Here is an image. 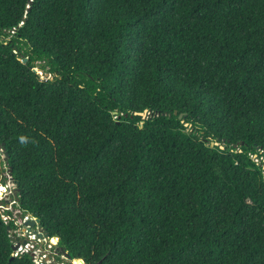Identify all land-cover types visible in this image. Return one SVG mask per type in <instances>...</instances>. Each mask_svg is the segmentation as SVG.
<instances>
[{"label": "trees", "instance_id": "trees-1", "mask_svg": "<svg viewBox=\"0 0 264 264\" xmlns=\"http://www.w3.org/2000/svg\"><path fill=\"white\" fill-rule=\"evenodd\" d=\"M0 142L70 260L264 264V0H0Z\"/></svg>", "mask_w": 264, "mask_h": 264}, {"label": "rangeland", "instance_id": "rangeland-1", "mask_svg": "<svg viewBox=\"0 0 264 264\" xmlns=\"http://www.w3.org/2000/svg\"><path fill=\"white\" fill-rule=\"evenodd\" d=\"M41 73H42L41 76H43L44 72H41ZM185 125L189 126L187 123ZM1 153H0V162H1L0 186L4 187L5 189L3 190L0 189V206H1L0 210L4 211V209H8L11 212L10 216L16 219L15 225L12 229H10V231L14 232V235H17L21 241L25 240V244L23 246L24 249L29 250L31 252L32 258L36 260L37 262L39 263L44 262L45 256H43V254H47V256H49L50 259L52 256H54V261H53L54 264H72V260L67 258L60 251H58L57 246H56L57 240L55 241L49 240V243L46 245V243L44 242H39L37 240H29L28 233L23 232L24 225L21 222H22V217H24L25 215L21 216L20 211L18 209V203L16 202L10 208L11 202L15 200V197L13 195L14 185L11 184V181L9 180V178L3 181V178L5 176H8V168H7L6 163L4 162V154H1ZM34 228L36 227L34 226L33 229Z\"/></svg>", "mask_w": 264, "mask_h": 264}, {"label": "water", "instance_id": "water-1", "mask_svg": "<svg viewBox=\"0 0 264 264\" xmlns=\"http://www.w3.org/2000/svg\"><path fill=\"white\" fill-rule=\"evenodd\" d=\"M29 8V7H28ZM23 62L26 61V58H23L22 59ZM38 73L41 75L42 73L40 71H38ZM48 73H45L44 76H47ZM138 114H141L143 117L146 116V113H147V110L144 109L143 112H136ZM181 116V114L179 115V117ZM210 145L213 146V145H218L221 149H223V145L219 144L217 141H211L210 142ZM0 146L2 148V151H3V154H4V161L6 162L7 161V152L5 151V146L2 142H0ZM10 172V171H9ZM18 189L17 188H14V192H13V195L15 197V201L18 202L19 200V197H18ZM23 218V217H22ZM23 224L24 225H28V227L26 228L27 231H30V232H34L35 234H37V236L39 237H44L46 239H50V238H55L56 240H58L57 237H50L48 235V233L46 232V230L42 227L41 223H40V220L39 218L37 217H28L26 218L25 220H23ZM36 224L37 226V229H32L31 227H33L34 225ZM6 230L7 232H9V239H10V242H11V248L13 251L16 250V248L18 247L19 245V241H18V236L17 235H14V232H11L10 231V226L9 225H6ZM24 231L25 228H23ZM25 241H23L24 243ZM64 255L67 257V253L66 251L64 252ZM13 256V255H12ZM68 258V257H67ZM72 260H79L82 264H85V262L83 261V259L81 258H75V259H72ZM50 264H54V263H50Z\"/></svg>", "mask_w": 264, "mask_h": 264}, {"label": "built area", "instance_id": "built-area-1", "mask_svg": "<svg viewBox=\"0 0 264 264\" xmlns=\"http://www.w3.org/2000/svg\"><path fill=\"white\" fill-rule=\"evenodd\" d=\"M0 151L1 152H3L2 151V148H1V146H0ZM11 184L13 185V183L11 182ZM0 189H5L4 187H2V186H0ZM13 189H14V187H13ZM1 208V207H0ZM0 213H1V217H2V219L5 221V222H7V221H9V220H11L12 222H13V224L15 225V220L16 219H14V218H12L10 215H8V214H6L3 210L1 211L0 210ZM28 217H33V216H28V215H25L23 218H22V224H23V220H25L26 218H28ZM24 225V224H23ZM36 228H34V229H37V226H36V224L34 225ZM33 226V227H34ZM28 227V225H24V227L23 228H25V230H26V228ZM33 227H31L32 229H33ZM23 232H26V233H28V237H29V240H37V241H39V242H44V243H46V245L49 243V240H51V238L48 240V239H46V238H44V237H39V236H37V234H35L34 232H30V231H23ZM18 241H19V245H18V247L16 248V250L15 251H13V253H12V255L13 256H17V255H21L22 253H24V252H28V253H30L31 254V252L29 251V250H25L24 249V244H25V242L23 243V241H25V240H20L19 239V237H18ZM51 246V245H50ZM27 247H28V245H27ZM45 253V252H44ZM43 256H45V261L44 262H41V263H39V262H37L36 260H34L33 258H32V261H33V264H50L51 262L53 263V261H54V256H52L51 257V259H50V257L49 256H47V254H43ZM32 257V256H31Z\"/></svg>", "mask_w": 264, "mask_h": 264}, {"label": "flooded vegetation", "instance_id": "flooded-vegetation-1", "mask_svg": "<svg viewBox=\"0 0 264 264\" xmlns=\"http://www.w3.org/2000/svg\"><path fill=\"white\" fill-rule=\"evenodd\" d=\"M0 153H1V151H0ZM0 165H1V162H0Z\"/></svg>", "mask_w": 264, "mask_h": 264}, {"label": "clouds", "instance_id": "clouds-1", "mask_svg": "<svg viewBox=\"0 0 264 264\" xmlns=\"http://www.w3.org/2000/svg\"><path fill=\"white\" fill-rule=\"evenodd\" d=\"M22 142H23V138H22Z\"/></svg>", "mask_w": 264, "mask_h": 264}]
</instances>
